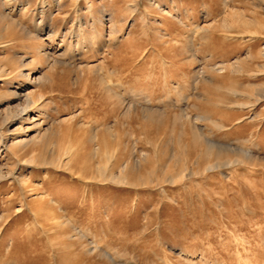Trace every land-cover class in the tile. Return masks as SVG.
Returning a JSON list of instances; mask_svg holds the SVG:
<instances>
[{
    "label": "rangeland",
    "instance_id": "374dc122",
    "mask_svg": "<svg viewBox=\"0 0 264 264\" xmlns=\"http://www.w3.org/2000/svg\"><path fill=\"white\" fill-rule=\"evenodd\" d=\"M0 264H264V0H0Z\"/></svg>",
    "mask_w": 264,
    "mask_h": 264
},
{
    "label": "bare ground",
    "instance_id": "6f19581e",
    "mask_svg": "<svg viewBox=\"0 0 264 264\" xmlns=\"http://www.w3.org/2000/svg\"><path fill=\"white\" fill-rule=\"evenodd\" d=\"M8 3H9V2H8ZM239 17H240V16H239ZM239 17H238V18H239ZM240 19H241V17H240ZM42 22H43V21H42ZM223 24H224L223 27H226V26H227V25H226V24H227L226 22H224ZM37 25H38V24H37ZM45 28H46V25H43L42 27H40V30L42 31V30H44ZM46 54H47V53H46ZM215 67H216V66H215ZM24 101H25L26 104L24 103L25 105H24V107L22 108V111H25V110L27 109V107H28L29 104L31 105V104H34V103H35V102L31 99V97H30L29 94L25 96V100H24ZM36 105H37V104H36ZM32 106H33V105H32ZM21 107H22V106H21ZM36 107H37V106H36ZM19 110H20V109H19ZM37 111H38V110H37ZM20 112H21V111H20ZM21 113H22V112H21ZM22 114H23V113H22ZM6 117H7V116H6ZM8 117H9V116H8ZM5 119H6V118H5ZM3 121H4V120H3ZM197 131H199V130H197ZM194 132H195V131H194ZM198 133H199V132H198ZM196 136H198V134H197ZM199 136L201 137V135H199ZM200 137H198V138L200 139ZM204 140H205V139H204ZM211 144H212V143H211ZM207 145H208L207 147L210 148V146H209L208 143H207ZM190 147H191V145H190ZM193 148H194V147H193ZM209 148H208V149H209ZM209 166H210V165H209ZM219 262H220V261H219Z\"/></svg>",
    "mask_w": 264,
    "mask_h": 264
}]
</instances>
